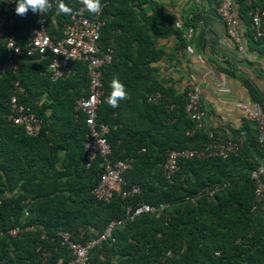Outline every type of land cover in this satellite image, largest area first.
Masks as SVG:
<instances>
[{"label": "trees", "instance_id": "obj_1", "mask_svg": "<svg viewBox=\"0 0 264 264\" xmlns=\"http://www.w3.org/2000/svg\"><path fill=\"white\" fill-rule=\"evenodd\" d=\"M50 2L52 9L44 17L46 30L58 35L68 15L57 13L56 0ZM100 2L104 4L103 26L97 44L111 51V59L101 68L102 95L95 121L107 126L105 140L111 159L130 161L122 175L124 188L136 186L139 193L132 200L113 194L106 203L92 195L101 173L100 159L84 166L85 126L82 115L73 111L74 101L86 95L85 68L73 62L70 75L50 81L44 72L48 60L25 54L24 44L38 14L29 9L24 16L16 15L11 33L22 54L14 59L15 70L0 73V264H41V252L48 253L43 264H54L58 258L67 261L57 232L67 231L73 241L85 243L98 237L113 220L121 224L112 231V242H102L90 251L92 263L264 264V206L251 210L249 172L259 164L254 157L264 159L254 129L243 131L245 141L236 155L179 159L177 170L166 180L161 164L167 150L197 151L209 142L184 112L188 88L174 94L160 84L151 66L161 56L153 47L155 37L174 34L183 40L173 24L166 28L155 24L160 11L153 2ZM64 3L73 10L78 4L77 0ZM236 3L243 14L254 5L264 8V0L248 6L244 0ZM143 5L150 7V15H145ZM4 8L0 1V14ZM5 54L0 43V65ZM113 78L127 92V99L117 108L105 102ZM13 81L25 91L19 102L41 121L36 136L25 135L5 119ZM153 93H160L162 99L146 102ZM253 101L260 105L254 92ZM213 189L212 198H207L205 191ZM190 198L192 202L186 200ZM130 202L164 208L158 215L122 221ZM24 207L23 223L41 228L7 239L3 233L19 224Z\"/></svg>", "mask_w": 264, "mask_h": 264}, {"label": "built area", "instance_id": "obj_2", "mask_svg": "<svg viewBox=\"0 0 264 264\" xmlns=\"http://www.w3.org/2000/svg\"><path fill=\"white\" fill-rule=\"evenodd\" d=\"M5 8L0 14V43L6 51L5 62L0 65V73L7 69L15 70L14 59L22 54L21 48L17 45L15 37L11 33L13 19L16 16L14 0H0ZM252 3L253 0H246ZM77 7L68 15L67 20L60 26L58 35L49 34L46 30V19L38 14L34 26L29 32L28 39L24 44L25 54H37L41 59H47L44 65V72L50 81L63 79L71 74L70 64L77 62L84 66L87 79L86 95L74 101L73 111L83 117L85 133L81 142L84 154V166L87 168L96 158L100 159L101 173L97 185L91 190L92 195L99 201L106 203L113 194L120 198L132 200L139 193L136 186L124 188L122 179L123 173L129 168V160L117 161L111 159V152L105 140L107 126L97 123L96 112L100 105L102 88L100 82L101 68L110 62L111 51L102 50L98 46L99 30L103 26L101 12L103 3L97 13H90L77 0ZM234 0H218L215 7L216 14L223 22L227 36L233 41H237V20L233 13ZM250 38L258 41L264 37L260 19L264 16V9L253 7L250 11ZM173 27L181 32V38L185 43L189 42L192 30L185 28L179 22H174ZM187 52L190 48L186 46ZM198 88L191 85L186 92L184 112L192 121L196 130L204 131L209 142L201 149L195 150H172L166 151L161 171L166 180L177 170L179 159H189L193 156L198 158L217 157L226 159L230 155H236L242 148L245 137L239 133L235 138L219 139L211 132L204 130L202 111L199 104ZM25 96V91L17 81L12 82L11 94L7 106L9 109L5 119L10 125L20 127L24 134L33 137L41 130V121L29 109L28 106L19 102V98ZM162 99L160 93L149 94L146 102L156 103ZM240 110L244 117L250 122L255 131L259 153L264 157V111L257 103L252 105L242 104ZM191 133V132H190ZM188 132V134H190ZM249 178L253 182L251 210L257 205L264 206V165H256L249 172ZM213 190L205 191V196L212 198ZM190 202L192 198L186 199ZM26 204V201L22 202ZM164 205L151 206L137 202L126 204L123 210L122 221H132L143 214L158 215ZM27 216L26 207L20 218L19 224L7 229L3 234L7 239H17L25 232H32L40 229L38 225L24 224L23 219ZM121 224V220L110 221L103 229L102 233L85 243L73 241L71 234L67 231H59L58 244L67 252L69 259L63 261L58 258L54 264H95L92 263L91 250L97 248L102 242H112V231ZM42 262L47 258L48 253L41 252ZM166 255H169L168 253Z\"/></svg>", "mask_w": 264, "mask_h": 264}, {"label": "crops", "instance_id": "obj_3", "mask_svg": "<svg viewBox=\"0 0 264 264\" xmlns=\"http://www.w3.org/2000/svg\"><path fill=\"white\" fill-rule=\"evenodd\" d=\"M146 1L159 8L155 24L160 23L166 28L179 22L192 30L188 43L180 41L174 34L154 38L153 47L161 51V56L151 66L156 68L160 84L171 88L174 94L195 85L204 112V130L215 137L227 139L244 134L245 129L253 131L240 106L255 103L254 92L264 109V37L258 41L250 38V12L240 13L234 0L238 38L233 41L216 14L218 0ZM261 1L253 0L252 4ZM244 2L246 6L251 4ZM142 8L146 16L152 13L148 5ZM261 22L264 31V20L260 19ZM254 158L255 162L264 165L262 157Z\"/></svg>", "mask_w": 264, "mask_h": 264}, {"label": "clouds", "instance_id": "obj_4", "mask_svg": "<svg viewBox=\"0 0 264 264\" xmlns=\"http://www.w3.org/2000/svg\"><path fill=\"white\" fill-rule=\"evenodd\" d=\"M80 3L90 13H97L100 10V0H80ZM29 9L33 13L40 14L45 17L46 14L52 9L50 0H16V7L14 12L16 15L24 16L28 13ZM56 10L58 14L70 15L73 9L64 3V0H56ZM110 92L106 97L105 102L112 108L119 107L121 101L127 99V92L123 83L118 78H113L110 81Z\"/></svg>", "mask_w": 264, "mask_h": 264}, {"label": "rangeland", "instance_id": "obj_5", "mask_svg": "<svg viewBox=\"0 0 264 264\" xmlns=\"http://www.w3.org/2000/svg\"><path fill=\"white\" fill-rule=\"evenodd\" d=\"M115 259V258H114Z\"/></svg>", "mask_w": 264, "mask_h": 264}]
</instances>
